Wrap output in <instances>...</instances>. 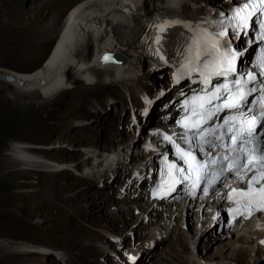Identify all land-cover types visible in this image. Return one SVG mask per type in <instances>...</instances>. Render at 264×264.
<instances>
[{"label":"bare ground","instance_id":"obj_1","mask_svg":"<svg viewBox=\"0 0 264 264\" xmlns=\"http://www.w3.org/2000/svg\"><path fill=\"white\" fill-rule=\"evenodd\" d=\"M16 1L9 0L7 3L12 6L18 19L22 20L23 15L15 7ZM44 2L43 5L47 4L46 7L52 8L56 4L62 5L65 1ZM203 2V0H81L67 10L55 42L39 67L30 71L2 68L0 76L5 81L7 77H12L13 81L7 82L19 89L22 96L42 97L43 102H39L40 105L52 103L53 96L70 88V78H74V82H82L88 86L100 84L120 88L122 91L119 92L130 99L126 124L129 125L130 121L135 119L138 125L145 129L147 124L153 121V114L159 103H163L167 98L160 96L159 91H166L167 88L162 79L169 70L164 64L168 53L162 52L165 57H161L162 62L158 64L155 62L156 59L150 58V54L146 55L149 50L141 46L140 36L147 27L140 22L136 14L145 11L147 16L170 18L177 23L205 16L210 12V8L216 10L218 14L221 11V15L230 7L226 0ZM6 12L0 7V14ZM211 17L214 19L216 13ZM32 21L35 22L34 19ZM32 25L34 23H27L25 27ZM237 42V47L242 53L240 63L243 67L250 68L255 43L253 32L246 37L242 33ZM163 44L172 47L175 42L172 37H168L163 40ZM137 48H141L142 52L135 53ZM111 54L120 55L128 63L104 64L103 57ZM87 90L80 87V94L85 95ZM109 104L116 110L119 106L115 99ZM149 108L150 115L144 117ZM78 111L83 113L85 110L83 108ZM106 119L107 116L95 113L81 126L93 138L89 146L83 147V159L79 163L84 166L81 175L89 186L83 191L70 190L65 197L64 186L57 187L58 189L54 191L56 199L66 202L67 208L79 219L78 224L63 229L67 253L62 255V258L67 257L68 264H144L146 261H150V264H258L260 252L257 245L259 246L262 238L258 228L251 226L245 230L238 226L227 227V219L221 213H216L211 220V206L205 207L202 214L197 216L196 206L192 201L175 203L164 210H158L157 204L153 202L144 206V199L139 194V190H143L146 185L142 171H129L127 166L124 170L125 166L121 163L118 164V168H105L108 163L104 164L100 160L102 156L98 154L97 143ZM118 129L108 130L106 136L109 138L103 143L104 147H111L113 141L124 139L122 143L124 146L120 148L116 146L111 153L129 158L130 165L138 163L145 166V162L150 161L149 156L142 154L130 156L129 141L134 138V134L129 136L127 127L125 131ZM132 129L136 130L137 126ZM29 149L28 145L14 143L10 146V153L7 156L32 170L59 172L60 167L64 165L49 163L46 159L30 153ZM47 167L50 168L45 170ZM6 175L17 178L24 173L22 170H8ZM46 184L48 192L54 189L55 184L49 181ZM125 229L129 230V233L126 232L127 235L122 238L119 234ZM97 230L114 233L101 237ZM131 237L138 238L140 245L122 262H119L117 256L112 257L114 252L103 247L116 243L122 248L121 246L125 244H131L129 243ZM28 248L26 245H13L8 240L0 241V252L5 253L3 260L13 255L28 253L30 252ZM133 260L138 262L132 263Z\"/></svg>","mask_w":264,"mask_h":264},{"label":"rangeland","instance_id":"obj_2","mask_svg":"<svg viewBox=\"0 0 264 264\" xmlns=\"http://www.w3.org/2000/svg\"><path fill=\"white\" fill-rule=\"evenodd\" d=\"M44 1L47 0H17L15 7L23 15L22 20H19L12 6L8 5L9 0H0L2 11L7 10L0 14V70L6 68L30 71L39 67L55 42L67 10L81 0H64L62 5L56 4L52 8L46 7L47 4L43 5ZM220 13L221 11L216 13L215 18L220 17ZM31 22L34 25L25 27ZM70 79V88L58 91L53 96L52 103L40 105L42 97L22 96L19 89L0 76V241L8 240L13 245H26L30 250L4 260L5 253L0 252V260H3L0 264H68L67 257L62 258L67 253L63 229L78 224L79 219L67 208L66 202L56 199L54 191L64 186L65 197L70 190L83 191L89 186L81 175L84 166L79 163L83 159V147L89 146L93 138L81 126L95 113L108 117L104 121L103 131L99 133L97 149L100 154L110 152L117 146L113 143L111 147H104L103 143L109 138L106 133L113 128L126 130L124 125L127 126L130 99L119 92L122 89L100 84L88 86L82 82H74V78ZM80 87L88 89L85 95L80 94ZM114 99L119 105L117 110L109 104ZM30 102L33 104H29ZM83 108L85 111L80 113L78 110ZM14 143L28 145L30 153L49 163L64 165L59 172L28 169L20 162L16 163L14 159L8 158L10 146ZM119 143H124V139ZM8 170H22L24 175L14 178L6 175ZM48 181L55 184L54 189L49 192L46 184ZM97 231L101 237L114 233ZM126 232L129 233V230L125 229L119 235L123 238ZM137 239L131 237V244H125L122 248L116 243L103 247L114 252L112 257L117 256L119 262H122L137 250L140 245ZM131 262L136 263L138 260ZM150 263L146 261L144 264Z\"/></svg>","mask_w":264,"mask_h":264},{"label":"water","instance_id":"obj_3","mask_svg":"<svg viewBox=\"0 0 264 264\" xmlns=\"http://www.w3.org/2000/svg\"><path fill=\"white\" fill-rule=\"evenodd\" d=\"M103 63L104 64H109V63H116V64H126V60L121 57L120 55H105L103 57ZM7 81L12 82L13 78L12 77H7Z\"/></svg>","mask_w":264,"mask_h":264}]
</instances>
